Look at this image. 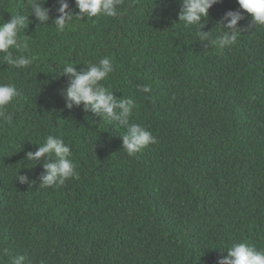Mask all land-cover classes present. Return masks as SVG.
Segmentation results:
<instances>
[{"label":"trees","instance_id":"obj_1","mask_svg":"<svg viewBox=\"0 0 264 264\" xmlns=\"http://www.w3.org/2000/svg\"><path fill=\"white\" fill-rule=\"evenodd\" d=\"M44 6L48 23L29 13L24 30L32 64L0 63V83L19 93L0 119V264H217L234 242L264 250V28L244 13L221 50L178 20L180 0H123L121 17H82L62 33L56 0ZM228 10L237 0L210 7L201 30L216 32ZM8 11L27 15L26 0H0L5 21ZM104 56L114 70L102 83L135 101L130 122L156 138L134 156L124 129L67 109L59 92L63 63L79 71ZM48 135L71 148L79 176L40 187L42 165L25 155Z\"/></svg>","mask_w":264,"mask_h":264},{"label":"clouds","instance_id":"obj_2","mask_svg":"<svg viewBox=\"0 0 264 264\" xmlns=\"http://www.w3.org/2000/svg\"><path fill=\"white\" fill-rule=\"evenodd\" d=\"M218 2L219 0H180L178 20L186 26L194 27L195 37L206 42L205 46L211 44L223 50L234 45L238 34H241V25L238 22L244 19V13L250 16V26L264 28V0H237L239 9L243 11L228 10L217 21L220 27L216 32L202 31L209 8ZM26 4L27 15L8 11L10 17L6 21L0 16V63L14 68H26L33 62L32 57L24 54L29 48V37L24 34L28 14L31 13L39 24H46L50 19L51 9L44 6L45 0H26ZM56 5L57 15L52 17V24L55 25L57 33L64 32L74 21H81L82 17L90 20L94 17L119 18L123 15V11L118 10L122 9L123 0H74V7L78 9L75 12L69 8L68 0H56ZM74 64L63 63L56 75L66 77V85L59 92L67 109L82 106L86 113L90 111L99 118L115 122L124 129L119 136L122 148L129 156H134L149 144L156 143L150 130L142 124L130 122L136 107L135 101L128 97L118 99L102 83L114 70L108 56L94 62H85L84 69L79 71ZM138 91L150 93L151 86L139 85ZM18 94L15 84L0 83V119L10 120L6 110ZM36 145V150L28 151L25 159L33 162L31 166L37 163L42 165L43 171L39 174L40 187L59 186L70 178H78L77 165L71 159V148L63 139L48 135L42 143ZM15 178L21 184L35 183L27 174L17 172ZM225 250L226 255L219 256L217 264H264V250H257L247 243L234 242ZM8 251L3 249L4 253ZM25 259L24 255L13 256L12 264H23Z\"/></svg>","mask_w":264,"mask_h":264}]
</instances>
